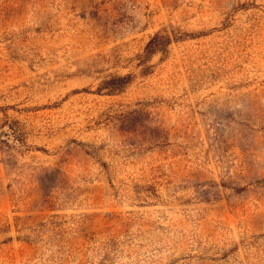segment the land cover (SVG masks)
I'll use <instances>...</instances> for the list:
<instances>
[{
    "label": "rangeland",
    "instance_id": "374dc122",
    "mask_svg": "<svg viewBox=\"0 0 264 264\" xmlns=\"http://www.w3.org/2000/svg\"><path fill=\"white\" fill-rule=\"evenodd\" d=\"M0 264H264V0H0Z\"/></svg>",
    "mask_w": 264,
    "mask_h": 264
}]
</instances>
